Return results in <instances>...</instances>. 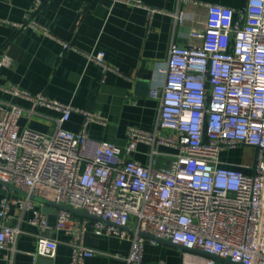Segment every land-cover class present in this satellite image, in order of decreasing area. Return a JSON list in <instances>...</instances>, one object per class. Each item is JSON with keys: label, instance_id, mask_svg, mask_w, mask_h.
I'll return each instance as SVG.
<instances>
[{"label": "built area", "instance_id": "obj_1", "mask_svg": "<svg viewBox=\"0 0 264 264\" xmlns=\"http://www.w3.org/2000/svg\"><path fill=\"white\" fill-rule=\"evenodd\" d=\"M189 2L204 5L208 15L202 31L189 33L200 43L183 45L176 33L188 20L196 21L183 9ZM42 4L36 0L27 22L17 27H38L30 15ZM170 15L174 34L160 69L164 83L150 91L159 101L157 126L152 132L131 127L125 147L102 141L89 153L86 129L73 133L62 128L77 109L42 93L6 88L32 106L0 102V180L25 193L3 187L0 251L7 244L15 251L23 233L11 224L10 210L17 206L32 211L31 222L41 230L33 259L55 256L58 240L46 235L51 226L43 211L52 206L34 199L39 197L98 217L94 228L99 234L129 240L126 264L144 262L147 238L141 233L235 264H264V0H247L240 10L178 0ZM104 57L98 53L93 59L106 71L111 67ZM11 63L0 58V66ZM37 107L62 114L55 130L20 132L19 119L36 115ZM84 113L86 124L102 120L96 113ZM140 143L150 147L147 166L128 158ZM162 147L174 152H161ZM241 147L256 150L254 163L236 167L222 161L223 152ZM159 157L168 160L159 166ZM53 208L56 228L72 236L71 264H85L98 252L85 245L86 219ZM132 219L136 226L129 228ZM193 256V262L184 263L226 264Z\"/></svg>", "mask_w": 264, "mask_h": 264}, {"label": "crops", "instance_id": "obj_2", "mask_svg": "<svg viewBox=\"0 0 264 264\" xmlns=\"http://www.w3.org/2000/svg\"><path fill=\"white\" fill-rule=\"evenodd\" d=\"M35 1L0 0V58L6 56L12 61L10 66H0V102L29 109L30 101L6 92V88L18 86L73 106L77 110L62 128L73 133L86 129L89 153L102 141L125 147L131 127L154 131L159 120V101L150 96V91L164 83L160 69L165 67L173 40L174 21L170 14L177 10L178 0H42L40 9L30 15L38 27L18 28L27 22ZM190 1L220 4L235 10L243 9L247 2ZM152 9L159 11L151 14ZM183 9L188 18L194 16L196 21L188 20L176 33V40L183 45L198 44L200 40L190 39L189 33L204 29L207 8L189 2ZM64 43L70 47L65 48ZM98 53H104L105 63L111 69L103 70L93 59ZM85 111L98 114L102 120L86 124ZM36 113L19 119L20 132L29 128L50 134L62 115L45 107H37ZM160 151L174 152L168 147ZM233 151L223 152L222 161L236 167L247 164L241 156L233 155ZM128 158L147 166L150 147L140 143ZM167 160L159 157V166ZM3 193L0 186V203ZM38 209L42 210L40 206ZM50 209L47 215L51 230L46 235L58 240L55 256L33 259L40 227L31 222L32 211L22 212L13 206L11 224L19 226L23 233L18 237L15 251L11 244L0 251V264H71L72 248L68 242L72 236L56 228V212L53 207ZM77 216L87 221L85 245L98 251L85 264H126L129 240L99 234L94 228L95 219ZM135 226L132 219L129 228ZM193 253L180 246L147 239L143 264H185V260L191 263Z\"/></svg>", "mask_w": 264, "mask_h": 264}, {"label": "water", "instance_id": "obj_3", "mask_svg": "<svg viewBox=\"0 0 264 264\" xmlns=\"http://www.w3.org/2000/svg\"><path fill=\"white\" fill-rule=\"evenodd\" d=\"M0 186L6 187V188H8V189H11V190L17 191V192H19V193L22 194V195H25V193H24L23 191H21V190L15 188L12 184H8V183H5V182H2L1 180H0ZM34 199H35V200H38V201H41V202H44V203H46V204H48V205H50V206H52V207H55V208L66 209V210H69V211H71V212H73V213H75V214H77V215H80V216H83V217H89V218H92V219H95V220H99V218L96 217V216H94V215H91V214H89V213H87V212H83V211H80V210H77V209L71 208V207H69V206L59 205V204L52 203V202H47V201H45V200H43V199H41V198H39V197H34ZM49 210H51V209H50L48 206L44 207V209H43L44 212H47V211H49ZM56 217H57V216H56ZM141 235H142L143 237H146L147 239H154V240H156V242H165V243L173 244V245H175V246H179V245H176V244L172 243V242L169 241V240L159 239V238H156V237H154V236H152V235H150V234H147V233H141ZM180 247L183 248L184 250L189 251V252H195V253H199V254H202V255H205V256H208V257L215 258L216 260H218V261H220V262H223V263H226V264H235V263L231 262L230 260H225V259H221V258H219V257H217V256H213V255L205 254V253H203V252H201V251H199V250L189 249V248H184V247H182V246H180Z\"/></svg>", "mask_w": 264, "mask_h": 264}, {"label": "rangeland", "instance_id": "obj_4", "mask_svg": "<svg viewBox=\"0 0 264 264\" xmlns=\"http://www.w3.org/2000/svg\"><path fill=\"white\" fill-rule=\"evenodd\" d=\"M233 155L241 156L244 162L247 164H252L255 161L256 150L250 147H241L233 151Z\"/></svg>", "mask_w": 264, "mask_h": 264}]
</instances>
